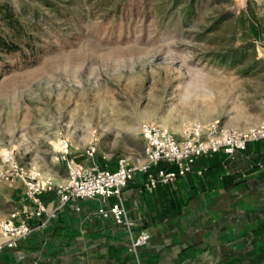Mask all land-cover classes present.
Instances as JSON below:
<instances>
[{
    "label": "rangeland",
    "instance_id": "1",
    "mask_svg": "<svg viewBox=\"0 0 264 264\" xmlns=\"http://www.w3.org/2000/svg\"><path fill=\"white\" fill-rule=\"evenodd\" d=\"M55 1L87 15L62 20L42 6L41 53L0 62V223L22 181L4 177L10 156L69 177L66 148L142 160L145 122L181 135L264 121V0H192L189 16L191 0ZM243 44V60L219 58Z\"/></svg>",
    "mask_w": 264,
    "mask_h": 264
},
{
    "label": "crops",
    "instance_id": "2",
    "mask_svg": "<svg viewBox=\"0 0 264 264\" xmlns=\"http://www.w3.org/2000/svg\"><path fill=\"white\" fill-rule=\"evenodd\" d=\"M70 155L88 166L118 168L116 158ZM36 168L55 185L68 180V173ZM160 168L177 167L162 161L138 170L123 189L132 230L99 212L118 202L117 196L71 199L56 210L51 190L45 193L47 212L29 221L33 231L14 247L0 236V264H264V138L234 153L201 156L188 174L147 188L148 173ZM24 186L21 181L14 191L16 223L23 211L35 209ZM141 231L149 241L134 250L132 238Z\"/></svg>",
    "mask_w": 264,
    "mask_h": 264
},
{
    "label": "built area",
    "instance_id": "3",
    "mask_svg": "<svg viewBox=\"0 0 264 264\" xmlns=\"http://www.w3.org/2000/svg\"><path fill=\"white\" fill-rule=\"evenodd\" d=\"M141 134L145 141L144 163H129L122 157L118 160V168L110 170L97 165L88 166L71 156L66 148L64 159L69 168V177L64 184L55 185L52 179L42 177L41 171L36 167L19 164L13 156L6 158L8 169L4 172L6 179L19 178L26 187V196L33 201L35 209L31 212L23 211V220L15 222L18 210L10 214L9 219L0 223V232L8 240V245L14 247L17 239L33 231L35 225L29 221L35 217H42L47 212V204L41 195L48 191H55L58 198L57 209L61 208L71 199L90 197H119V201L109 206H101L99 212L104 216L112 217L119 225L132 230L133 222L127 216V211L121 200L123 189L134 178L138 170L149 171L153 165L162 161L176 165L175 170L160 168L148 173L146 186L155 188L160 183L173 182L178 176L186 175L192 171L196 160L204 155H212L219 151L234 153L244 150L252 141L264 138V121L256 126L246 129H218L216 126L207 129L201 124L186 128L181 135H176L170 129L156 122H145L141 126ZM89 156L96 152L94 146L86 151ZM55 215V212L53 213ZM147 231H141L132 238V248L149 241Z\"/></svg>",
    "mask_w": 264,
    "mask_h": 264
},
{
    "label": "trees",
    "instance_id": "4",
    "mask_svg": "<svg viewBox=\"0 0 264 264\" xmlns=\"http://www.w3.org/2000/svg\"><path fill=\"white\" fill-rule=\"evenodd\" d=\"M189 2L186 16L193 13V1ZM42 6L47 7L51 13L56 14L62 20H71L70 18L87 15L81 9H72L70 5L60 4L55 0H42ZM42 6L23 5L22 9L18 11L9 1L0 4V62L4 61L6 55H14L27 60L35 58L41 53L43 50L41 44L44 42L42 39L44 29L41 20L47 17ZM246 48L245 44L240 45L219 58L235 64L243 60ZM45 195V193L41 195L44 200L46 199Z\"/></svg>",
    "mask_w": 264,
    "mask_h": 264
}]
</instances>
